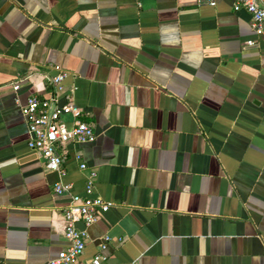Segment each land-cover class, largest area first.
<instances>
[{
	"label": "crops",
	"instance_id": "1",
	"mask_svg": "<svg viewBox=\"0 0 264 264\" xmlns=\"http://www.w3.org/2000/svg\"><path fill=\"white\" fill-rule=\"evenodd\" d=\"M234 1L0 0V264L66 247L52 187L82 196L90 169L112 206L75 225L76 264L104 237L102 264H264V28ZM58 71L94 134L57 148L62 175L28 151L20 114Z\"/></svg>",
	"mask_w": 264,
	"mask_h": 264
},
{
	"label": "built area",
	"instance_id": "2",
	"mask_svg": "<svg viewBox=\"0 0 264 264\" xmlns=\"http://www.w3.org/2000/svg\"><path fill=\"white\" fill-rule=\"evenodd\" d=\"M198 4L214 7L216 0H198ZM242 9L250 18V29L256 35H261L264 28V0H235L232 5L233 11ZM246 45H252L247 41ZM66 72L58 71L57 74L47 79L51 88V94L47 98L28 97L20 107V114L24 120L28 138L26 148L28 151L37 153L43 159L44 169L62 175V156L57 153L58 147H63L67 142L78 144L91 142L94 134L91 127L85 122L78 120L81 110L72 101V88L63 91V80ZM16 91L17 86H12ZM53 103V110L49 112V106ZM69 115L72 122L67 125L60 117ZM78 169L84 171L86 166L75 156ZM96 173L89 170L84 177L83 195H73L69 187L55 183L52 192L55 195H66L69 202L62 209V220L64 223L63 237L67 242L64 249L46 264H76L83 254L85 244V233L76 228L77 223L84 227L94 223L98 215L106 213L112 203L105 201L94 194V180ZM108 237H104L98 245V252L88 261V264H102L105 257L101 251L105 249Z\"/></svg>",
	"mask_w": 264,
	"mask_h": 264
},
{
	"label": "water",
	"instance_id": "3",
	"mask_svg": "<svg viewBox=\"0 0 264 264\" xmlns=\"http://www.w3.org/2000/svg\"><path fill=\"white\" fill-rule=\"evenodd\" d=\"M53 106H54L53 103H51L49 106V112H51L53 110Z\"/></svg>",
	"mask_w": 264,
	"mask_h": 264
}]
</instances>
